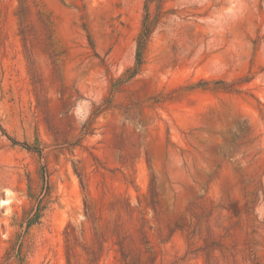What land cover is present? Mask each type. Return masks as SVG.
Returning a JSON list of instances; mask_svg holds the SVG:
<instances>
[{"label":"rangeland","instance_id":"1","mask_svg":"<svg viewBox=\"0 0 264 264\" xmlns=\"http://www.w3.org/2000/svg\"><path fill=\"white\" fill-rule=\"evenodd\" d=\"M208 237L264 264V0H0V264H205Z\"/></svg>","mask_w":264,"mask_h":264},{"label":"trees","instance_id":"2","mask_svg":"<svg viewBox=\"0 0 264 264\" xmlns=\"http://www.w3.org/2000/svg\"><path fill=\"white\" fill-rule=\"evenodd\" d=\"M154 1V0H152ZM156 1H159L161 2L162 0H156ZM152 23L150 22L149 20V17H148V14L147 16L145 17V20L143 22V27H142V30H141V33L138 37V41H137V55H136V67H134L133 69H129L127 70L126 74H125V77L128 76V79L130 78H133L135 77L140 68L142 67L143 65V55H144V51H145V47L147 45V42L149 40V37L151 36L152 34ZM10 140L15 144H21L19 143L18 141H16L15 139H12L10 138ZM27 149L29 150H32L30 147H27ZM156 195L153 193V190H152V187H151V190H150V194L149 196L146 198V208H152L153 210H156V203L154 201V197ZM93 205V204H92ZM40 205H39V209L37 210V212L35 213V215L33 216V218L30 220V225L31 224H34L35 222H37L40 218ZM97 210L95 208V206H88L87 205V213L89 215H91L94 219H97V214H96ZM143 220H144V223H145V226H144V231H143V234L145 236V240H146V244L149 246V251L150 250H153L152 253L155 251L153 246L151 245V241H150V236H149V233L147 231V229H150L152 230V226H151V221L147 218V212H146V209H143ZM118 228H120V225H117ZM198 230H200L199 228H197ZM197 229H194L192 231H189L188 233V240H193L198 233V230ZM118 230L117 229H114V232H117ZM111 234V233H110ZM115 234H118V233H112L111 237H115L116 235ZM126 233H123V237L124 239L126 240L127 237L125 236ZM98 237L100 239H102V243L104 242H107V238L104 237V234L102 233H97ZM130 236V235H129ZM204 242L206 244V246L203 249V251L206 252V255H205V264H211V254H212V251L216 250L217 248H222V245L216 243L212 238H207V239H204ZM115 245H119L120 246V252L122 254V257H123V260L127 262L128 258H129V254L126 252V250L124 249V243L122 242H117L115 243ZM104 250V246L102 245L101 247V254ZM70 251V250H69ZM89 255H94L95 257V251H92L91 253H88ZM69 264H71V261L69 259Z\"/></svg>","mask_w":264,"mask_h":264}]
</instances>
